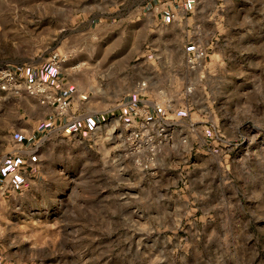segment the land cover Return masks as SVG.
<instances>
[{"label": "rangeland", "instance_id": "1", "mask_svg": "<svg viewBox=\"0 0 264 264\" xmlns=\"http://www.w3.org/2000/svg\"><path fill=\"white\" fill-rule=\"evenodd\" d=\"M188 1L0 0V264H264V0Z\"/></svg>", "mask_w": 264, "mask_h": 264}, {"label": "built area", "instance_id": "2", "mask_svg": "<svg viewBox=\"0 0 264 264\" xmlns=\"http://www.w3.org/2000/svg\"><path fill=\"white\" fill-rule=\"evenodd\" d=\"M58 61L57 55L53 54L51 56V63L57 66ZM143 85L144 83L142 82L140 86ZM46 89L47 85L41 78H35L33 80L21 82L12 68L8 66L0 68V91H5L12 94L26 93L31 96L42 95L44 99H47L48 95L46 94ZM53 101H57L61 107H64L65 105V100L59 95H54Z\"/></svg>", "mask_w": 264, "mask_h": 264}, {"label": "crops", "instance_id": "3", "mask_svg": "<svg viewBox=\"0 0 264 264\" xmlns=\"http://www.w3.org/2000/svg\"><path fill=\"white\" fill-rule=\"evenodd\" d=\"M148 2L153 3L152 5L153 14H155V16H162V18H164V15H166L167 10H170L169 12L180 11V14H184L185 10H187L189 6L188 0H148ZM12 69L22 81L29 80L30 78H32V75H34L33 77L38 76L39 78L42 79L51 80L52 77H54V75H57L58 73L57 69L54 70L52 66H47V65H45L44 68L37 69L35 72H32V74L29 75L26 69H22V68H12ZM0 94L2 95L0 96L1 99H4V97L7 96H13L8 93H5L4 91H0ZM52 118H53L52 120L56 122V120L61 117H57L53 115Z\"/></svg>", "mask_w": 264, "mask_h": 264}]
</instances>
